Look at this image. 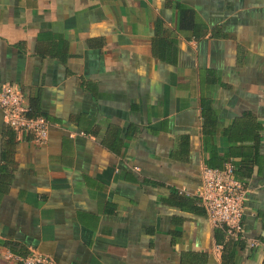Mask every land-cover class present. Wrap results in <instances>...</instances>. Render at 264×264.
Listing matches in <instances>:
<instances>
[{
  "label": "crops",
  "instance_id": "obj_1",
  "mask_svg": "<svg viewBox=\"0 0 264 264\" xmlns=\"http://www.w3.org/2000/svg\"><path fill=\"white\" fill-rule=\"evenodd\" d=\"M6 83L50 127L0 113V264H264V0H0ZM227 162L256 248L178 193Z\"/></svg>",
  "mask_w": 264,
  "mask_h": 264
},
{
  "label": "built area",
  "instance_id": "obj_2",
  "mask_svg": "<svg viewBox=\"0 0 264 264\" xmlns=\"http://www.w3.org/2000/svg\"><path fill=\"white\" fill-rule=\"evenodd\" d=\"M0 113L6 125L17 132H31L34 140L44 143L48 138L49 120L42 115H29L22 89L11 83L0 88ZM201 188L190 195L198 206L202 207L213 228H221L228 239H242L245 247L256 248L261 242L247 238L243 230L244 202L246 186L237 178L234 165L227 162L222 168L205 166L201 171ZM184 193L183 190H179ZM20 264H54L42 254L31 252L26 256L8 254Z\"/></svg>",
  "mask_w": 264,
  "mask_h": 264
},
{
  "label": "trees",
  "instance_id": "obj_3",
  "mask_svg": "<svg viewBox=\"0 0 264 264\" xmlns=\"http://www.w3.org/2000/svg\"><path fill=\"white\" fill-rule=\"evenodd\" d=\"M29 115H31V116H35V115L31 114V110H30V108H29ZM231 163H232V162H231ZM232 164H233V163H232ZM233 165H234V164H233ZM208 167H210V166H208ZM234 168H235V166H234ZM1 191H2V189H0V193H1ZM178 193L181 194L182 196H186V197H188L189 199H191V200L193 201V203H194L196 206H198V205L196 204L194 198H192V197H190V196H187L185 193H180L179 191H178ZM198 207H200V206H198ZM200 208H202V207H200ZM202 209H203V208H202ZM203 210H204V209H203ZM214 229H216L217 239H218L219 243H221V244H222V243H225V244H226V243H228V242H242L243 245L245 246V242H244V240H242V239H237V240L228 239V238L226 237V232H225L224 229H221V228H214ZM222 240H223V242H222ZM6 245L8 246V248L10 249V251H11L13 254H15V255H18V256H26V255L28 254L27 251H23L21 247L15 245L14 243H13V244H12V243H11V244L6 243Z\"/></svg>",
  "mask_w": 264,
  "mask_h": 264
}]
</instances>
